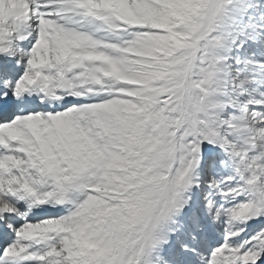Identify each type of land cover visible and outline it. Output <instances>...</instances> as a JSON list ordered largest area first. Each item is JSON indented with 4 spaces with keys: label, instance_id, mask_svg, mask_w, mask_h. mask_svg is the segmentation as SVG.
Returning <instances> with one entry per match:
<instances>
[{
    "label": "snow or ice",
    "instance_id": "snow-or-ice-1",
    "mask_svg": "<svg viewBox=\"0 0 264 264\" xmlns=\"http://www.w3.org/2000/svg\"><path fill=\"white\" fill-rule=\"evenodd\" d=\"M0 264H264V0H0Z\"/></svg>",
    "mask_w": 264,
    "mask_h": 264
}]
</instances>
